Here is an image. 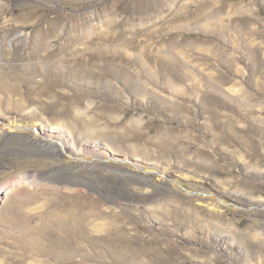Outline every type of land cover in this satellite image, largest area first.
Instances as JSON below:
<instances>
[{"label": "rangeland", "instance_id": "rangeland-1", "mask_svg": "<svg viewBox=\"0 0 264 264\" xmlns=\"http://www.w3.org/2000/svg\"><path fill=\"white\" fill-rule=\"evenodd\" d=\"M188 1L0 0L4 20L18 23V28L6 30L30 33L29 45L43 46L55 33H65L68 44L77 37L87 44L98 37L103 40L99 43L121 46L108 52L95 48L96 53L87 46L83 51L81 44L69 54L43 49L36 65L29 63L35 58L31 51L19 49L28 62L12 72L14 80L4 82L3 75L2 88L29 107L21 109L57 112L54 117L78 145L114 139L143 148L137 156L160 162L162 172H173L182 183V189L173 186L174 191L161 182L159 173L122 174L128 186L119 189L106 184H114L116 174L95 169L89 161H84L85 168L62 165L56 172L66 170L77 179L86 175L100 180L98 187L78 184L75 193L65 182L30 179L29 185L36 183L33 188L38 186L42 194L15 196L17 200L0 211V264H264V245L255 240L256 231L264 228L237 214L238 208L255 210L264 203V0ZM211 3L212 10H207ZM191 4L206 13L199 12L197 20L184 16ZM170 12L172 18L160 27ZM205 19L211 24L204 26ZM76 31L78 36L72 37ZM157 32L163 37L144 40ZM74 58L100 70L77 69ZM153 59L173 64L160 72L159 88L152 82L157 72L136 65ZM66 62L72 71L58 72ZM111 65L128 71L132 79L105 68ZM161 90L176 96L162 99ZM89 98L94 105L88 110L84 102ZM31 116L24 113L20 120L36 119ZM139 116L141 123H126ZM139 128L143 132L136 131ZM41 158L53 160L52 155ZM38 166L43 174L52 172ZM107 175L111 180L106 181ZM230 222L239 233L250 232H232ZM96 224L101 233L93 229Z\"/></svg>", "mask_w": 264, "mask_h": 264}, {"label": "bare ground", "instance_id": "bare-ground-1", "mask_svg": "<svg viewBox=\"0 0 264 264\" xmlns=\"http://www.w3.org/2000/svg\"><path fill=\"white\" fill-rule=\"evenodd\" d=\"M88 1V0H87ZM178 1V0H177ZM188 1V0H187ZM193 1V0H192ZM189 2V1H188ZM194 2V1H193ZM178 3V2H177ZM181 3H183L181 1ZM186 3V1H185ZM192 3V2H191ZM213 4L211 3L210 8H207V10H212ZM173 8V7H172ZM206 8V7H205ZM184 9V8H183ZM185 10V9H184ZM202 10V11H199ZM190 12V14H188ZM206 13V9L202 8V6L197 5V7L194 6V4H191V6L183 12L184 16H191L193 15V20H197L198 13ZM175 13V12H174ZM204 13V14H205ZM251 14V12H250ZM172 12L168 14L166 19L160 23V27L163 28L165 25L164 22L167 21V19L172 18ZM181 15V14H179ZM201 16V15H200ZM220 18V17H219ZM6 19V18H5ZM39 19V18H38ZM202 19V18H201ZM120 20V19H119ZM214 20V19H213ZM30 21V20H29ZM35 21V20H34ZM37 21V20H36ZM201 21V20H200ZM169 22V21H168ZM188 23V22H187ZM210 23L209 19H205L203 22L204 26L206 24ZM216 23V22H215ZM15 24V25H14ZM17 21H12L11 19H6L4 20V12L0 9V160L1 158L3 159L0 161V180L3 178H6L5 181H2L0 184V211L4 210L7 205L12 203L15 200V196H30V197H37V194L39 193L40 196V190L37 188H33L29 185L31 180L33 182L36 181H41V180H46L48 181H55V182H65L66 184H69V186H72L74 188H70L71 192L77 193L78 189L75 187L76 185L80 184L81 186L91 189V187L95 186H100L101 181H97V179H90L88 176L84 175L83 178L77 179L72 176H69L68 172L65 171H60V173L56 172L60 170V166L64 165L66 168H69L71 170L75 169H80L79 167H84L83 163L84 161H89L94 167L100 168L101 171L105 173H111L116 174L115 175V180L114 184L111 182H108L106 184H109L111 186H116L119 189H125L128 184L124 182L123 176L120 177L122 174H129V175H136L137 177H141V175L144 177L147 174H151L152 172L154 173H159V175H162L163 179L161 180L162 183L164 184H169L172 189L173 186H177L179 189H182V183L179 182V179H175L174 176L175 174L171 171L165 170L162 172L160 170V165L158 162H156L154 159L151 158H142L137 156L136 153H141V150L139 148L134 149V144L130 145L127 144L124 140L118 141L114 139H109L106 138L109 143H107L105 140H96V141H86V144L84 142H81V144L78 145L76 138L73 137V135L70 134V132L65 128V125L63 123H60L59 119H56L54 116L57 113H54L53 111L45 112L44 114H33L31 112L22 110L21 108H29L28 106H23V103L20 100H18L16 96H11L10 92L9 95L3 90L2 85H3V75L5 76V81H10L14 80L15 73L17 70L21 71V67L24 66L23 61L25 58H22L21 53L26 52V51H31L32 56L35 58L31 59L30 65H36L39 64L40 62L36 61V58H39L40 51L43 49H49L51 48L52 50H57L59 51L62 49V54H66L69 52L72 53V51L77 50L79 44L83 45L81 46L82 50L83 47L87 46V48L90 49L91 52H95V48L97 51L102 52L103 49L107 50L105 52H108L110 50H117L119 45L117 43H112L111 41H108L106 43H99L102 42L103 40L100 38H94L92 40H89V44L87 42H79V39L77 37V41H73L72 44H68V41L70 40V37H66L65 39V33L62 35L61 33H55V35L50 36V39L45 42L43 46L35 45V44H30V38L31 34L28 32H23L22 30L15 29L12 31V33H8L6 30L8 26L16 27L18 28ZM33 24V23H32ZM162 24H164L162 26ZM196 24V23H195ZM211 24V23H210ZM23 25V24H22ZM156 25V24H155ZM159 26V25H158ZM166 26V25H165ZM156 27V26H154ZM182 27V26H181ZM210 27V25H209ZM211 28V27H210ZM106 29V28H105ZM161 29V28H160ZM165 29V28H164ZM126 30V29H124ZM163 30V29H162ZM161 31V30H159ZM158 31V32H159ZM55 32V31H54ZM158 32L155 34V36H147L145 35L146 38H144L145 41H150L153 38H160L162 35L158 36ZM163 32V31H162ZM166 32V31H165ZM164 32V33H165ZM63 33V32H62ZM107 33V32H106ZM130 33V32H129ZM162 33V34H164ZM167 33V32H166ZM254 33V32H253ZM74 32V36H78ZM103 34V33H102ZM101 34V35H102ZM150 34V33H149ZM69 35V34H68ZM124 35V34H123ZM96 36V35H95ZM106 36V35H104ZM103 36V37H104ZM111 36V35H110ZM115 36V35H113ZM127 36V35H126ZM90 37V36H89ZM107 37V36H106ZM105 37V38H106ZM123 37V36H122ZM163 37V36H162ZM91 38V37H90ZM113 38V37H112ZM120 38V37H119ZM124 38V37H123ZM126 38V37H125ZM33 39V38H32ZM105 40V39H104ZM33 41V40H32ZM35 41V40H34ZM41 42V40H38ZM93 42V46H90V43ZM38 43V42H37ZM41 44V43H40ZM119 44V43H118ZM125 44V43H124ZM262 44V43H261ZM254 45V44H253ZM90 46V47H88ZM126 46V45H125ZM123 45V47L125 48ZM27 47V48H26ZM118 47V48H117ZM150 47V46H149ZM148 47V48H149ZM263 47V46H261ZM123 48V50H124ZM19 49H23L21 53L18 54ZM33 49V50H32ZM126 50V49H125ZM124 50V51H125ZM129 50V49H128ZM46 51V50H45ZM48 51V50H47ZM58 51V52H59ZM29 52V53H31ZM77 52V51H76ZM79 52V51H78ZM133 52V51H132ZM121 53V52H120ZM149 53V52H148ZM83 54V53H81ZM104 54V53H103ZM108 54V53H107ZM126 54H128V51H126ZM57 55V54H56ZM118 55V54H117ZM26 56V55H25ZM65 56V55H64ZM82 57V56H81ZM153 58V57H152ZM157 58V56H156ZM81 59V58H79ZM150 59V58H149ZM42 60V59H41ZM64 60V59H63ZM27 61V60H25ZM30 61V60H29ZM74 61L76 63L77 60ZM82 61V60H81ZM81 61L77 62L76 68L83 71V68H88L92 70V68L96 71H99L100 69H95V67L92 66H85ZM28 62V61H27ZM116 62V61H115ZM120 62V61H119ZM168 62V61H167ZM45 63V62H44ZM43 63V64H44ZM56 63V61H55ZM64 63V62H63ZM67 63V62H66ZM101 63V61L99 62ZM111 63V62H110ZM123 63V62H122ZM42 64V65H43ZM87 64V63H86ZM104 64V63H103ZM124 64V63H123ZM134 64V63H133ZM168 64L173 65L168 62ZM168 64L163 62V61H154L153 60H144L142 63H137L136 65L139 66V69L146 68L150 70L152 73H156V77L154 76L152 78L153 86L156 88H159L161 82L160 81V72L162 69L168 68ZM28 65V64H26ZM25 65V66H26ZM50 65V64H49ZM74 65V64H73ZM97 65V64H96ZM101 65V64H99ZM114 65V64H113ZM41 66V65H40ZM115 66V65H114ZM111 65V67H105L110 69L111 71L118 70V72L123 73L128 81H130L132 78L127 74L126 71H122L117 67H114ZM28 68H31V66H27ZM26 67V68H27ZM75 67V66H74ZM73 67V68H74ZM92 67V68H91ZM101 67V66H100ZM103 67V66H102ZM101 67V68H102ZM119 67V66H118ZM34 68V67H33ZM72 68L71 62L67 64H63L59 69V71H65V72H70ZM132 68H135V65L132 66ZM131 68V69H132ZM49 69V68H48ZM54 69V67H53ZM57 69V68H56ZM116 69V70H115ZM138 69V67H137ZM30 70V69H29ZM104 70V69H103ZM102 70V71H103ZM130 70V69H129ZM33 71V70H32ZM47 71V70H46ZM72 71V70H71ZM81 71V72H82ZM108 71V70H105ZM104 71V72H105ZM110 71V72H111ZM146 71V70H145ZM13 72V73H12ZM27 72V71H25ZM85 72V70H84ZM87 72V71H86ZM90 72V71H89ZM93 72V71H92ZM132 72V71H131ZM136 72V71H135ZM134 72V73H135ZM164 72V70H163ZM166 72V71H165ZM24 73V72H22ZM49 73V71H48ZM47 73V74H48ZM101 73V72H100ZM109 73V72H108ZM117 73V72H116ZM130 73V71H129ZM149 73V72H148ZM19 74V73H18ZM17 74V75H18ZM83 74V73H82ZM153 74V75H154ZM23 75V74H22ZM26 75V74H25ZM96 75V74H95ZM103 75V74H102ZM163 75V74H161ZM19 76V75H18ZM21 76V75H20ZM30 76V75H29ZM27 76V77H29ZM86 76V75H85ZM84 76V77H85ZM113 76V74H112ZM120 76V74H119ZM88 77V76H87ZM100 77V76H99ZM136 77V76H135ZM18 78V77H17ZM23 78V77H22ZM80 78V77H76ZM120 78V77H119ZM117 79V78H116ZM27 81V80H26ZM75 81V80H74ZM123 81V80H122ZM30 82V81H28ZM165 82V81H164ZM7 83V82H6ZM32 83V82H31ZM10 84V82H9ZM125 84V83H124ZM6 85V84H5ZM14 85L11 83V86ZM20 85V84H19ZM150 85V84H149ZM16 86V85H15ZM21 86V85H20ZM5 87V86H4ZM19 87V86H18ZM25 87V86H24ZM9 88V87H7ZM5 89V88H4ZM15 89V88H14ZM26 89V88H25ZM162 89V88H161ZM16 90H18L16 88ZM11 91V90H10ZM13 91V90H12ZM27 91V90H26ZM29 91V90H28ZM171 91V90H170ZM25 92V91H24ZM30 92V91H29ZM178 92V91H177ZM20 94V93H19ZM23 94V93H22ZM33 95V94H32ZM36 96V95H35ZM159 96L162 99L169 98V100L173 97L176 96L174 92H170V94H164V91L161 90L159 92ZM166 96V97H165ZM32 97V96H31ZM44 97V96H43ZM26 98V97H25ZM30 98V97H29ZM37 98V97H36ZM39 98V97H38ZM37 98V100H38ZM41 98V97H40ZM39 98V99H40ZM31 99V98H30ZM33 99V98H32ZM174 99V98H172ZM25 100V99H23ZM35 100V99H34ZM36 100V101H37ZM166 100V99H165ZM39 101V100H38ZM51 102V101H50ZM25 103V101H24ZM33 104L34 101H31ZM85 105L86 109H90L91 105H94V101H92L90 98L85 99ZM28 104V103H27ZM25 105V104H24ZM31 106V105H30ZM35 106V105H34ZM42 106V105H41ZM50 108V107H49ZM55 108V105H54ZM61 108V107H60ZM73 108V107H71ZM46 109V107H45ZM59 109V108H58ZM38 110V109H37ZM60 110V109H59ZM77 110V109H73ZM92 110V109H91ZM57 111V110H55ZM64 111V109H63ZM44 112V111H43ZM62 112V111H61ZM24 113H28L32 115L31 117H36V119L25 122L21 121L20 117L21 115L24 116ZM77 113V111H76ZM61 114V113H60ZM59 114V116H60ZM74 114V113H73ZM120 114V113H119ZM34 115V116H33ZM112 115V114H111ZM77 117L76 115H74ZM34 117V118H35ZM66 117V115H65ZM82 117V116H81ZM110 117V116H109ZM121 117V116H120ZM141 116L137 117H131L126 123H141L142 120L140 118ZM61 118V117H60ZM79 118V117H78ZM115 118V117H114ZM119 118V117H118ZM68 119V118H67ZM70 119V118H69ZM72 119V118H71ZM59 120V121H58ZM95 120V119H94ZM116 120V119H115ZM221 120V119H220ZM77 121V120H76ZM62 122V121H61ZM67 122V121H65ZM70 122V121H69ZM68 124V123H67ZM90 124V123H89ZM69 125V124H68ZM91 125V124H90ZM89 125V126H90ZM140 125V124H139ZM138 125V126H139ZM92 126V125H91ZM128 126V125H127ZM130 126V125H129ZM141 126V125H140ZM139 126V127H140ZM104 127V126H103ZM106 127V126H105ZM109 127V126H108ZM106 127L108 130H113ZM135 127V126H133ZM71 128V127H70ZM132 128V127H130ZM117 129V127H116ZM135 129V128H134ZM73 131V130H72ZM120 131V130H119ZM136 131H141L143 132V128H139V130ZM79 132V131H78ZM91 132V131H90ZM121 132V131H120ZM128 132V131H127ZM139 132V133H141ZM107 133V131H106ZM97 134V133H96ZM95 134V135H96ZM99 134V133H98ZM107 137L110 135V133H107ZM129 135V134H128ZM75 136V135H74ZM103 137V136H102ZM101 137V138H102ZM111 138V137H110ZM125 139V138H124ZM153 139V138H152ZM17 141L19 142V146H17ZM124 141V142H123ZM150 142V141H149ZM16 143V145H15ZM133 146V147H131ZM137 147V145H136ZM140 147V146H139ZM142 147V146H141ZM163 147V146H162ZM223 147V146H222ZM145 151V150H144ZM184 151V150H183ZM6 152V153H5ZM146 152V151H145ZM144 152V153H145ZM157 153V152H156ZM147 154V153H146ZM4 155V156H2ZM7 155V156H5ZM44 155H52L53 160L49 161H42ZM160 155V154H159ZM157 155V156H159ZM16 156V157H13ZM154 156V155H153ZM46 158V157H45ZM50 158V157H49ZM184 159V158H183ZM46 160V159H45ZM48 160V159H47ZM193 160V159H191ZM42 161V163H40ZM86 164V163H85ZM90 164V167H91ZM170 164V163H169ZM173 164V163H172ZM42 165L45 166V169L48 168V170H52L51 173H41L40 169ZM89 167V166H88ZM85 168V167H84ZM172 168V167H171ZM63 169V168H62ZM87 169V168H86ZM90 169V168H89ZM43 170V169H42ZM84 170V169H83ZM82 170V172H83ZM260 170V169H259ZM100 171V172H101ZM173 171V170H172ZM46 172V171H45ZM86 172V171H85ZM67 175L66 176L63 175ZM89 174V173H88ZM96 174V173H94ZM14 175H16L14 177ZM140 175V176H139ZM90 177H95L93 174L89 175ZM149 176V175H148ZM106 181L109 179L108 175L105 176ZM66 178V179H65ZM151 178V177H150ZM31 179V180H30ZM30 180V181H29ZM111 180V178L109 179ZM156 180V179H155ZM45 181V182H46ZM160 182V181H158ZM187 184H190L189 182H186ZM57 184V183H56ZM168 185V186H169ZM36 187V186H34ZM56 188V187H55ZM188 188V187H187ZM43 189V188H41ZM48 189V188H47ZM93 189V188H92ZM100 189V188H99ZM178 190V189H177ZM184 190V188H183ZM57 191V190H55ZM114 192V189L112 190ZM128 191V190H127ZM175 191V189H174ZM182 191V190H181ZM185 191V190H184ZM188 192V189L186 190ZM101 192V189L99 190ZM112 192V193H113ZM116 192V191H115ZM54 193V192H53ZM80 193V192H79ZM186 193V192H185ZM190 193V192H189ZM42 194V193H41ZM46 194V193H45ZM111 194V193H110ZM196 194V193H195ZM56 195V194H55ZM187 195V193H186ZM189 195V194H188ZM42 196V195H41ZM57 196V195H56ZM94 196V195H93ZM197 196V195H196ZM27 197V196H26ZM45 197V196H44ZM54 197V196H53ZM191 197V196H190ZM114 198V197H113ZM184 198V197H183ZM41 199V198H40ZM187 199V198H186ZM260 199V198H258ZM263 199V198H262ZM17 200V199H16ZM15 200V201H16ZM34 200V199H33ZM124 200V199H123ZM126 200V199H125ZM47 201V200H46ZM151 201V200H150ZM260 201V200H259ZM264 201V200H263ZM31 202V200H30ZM44 202V201H43ZM27 203V202H26ZM39 203V202H38ZM135 203V202H134ZM21 204V203H20ZM259 204V203H258ZM14 205V204H13ZM41 205V204H40ZM259 208L255 210H251L249 208H238L239 210L236 212L239 217L247 216L250 217L252 220V224H258L262 228H264V203L259 204ZM35 206V205H34ZM31 207V206H30ZM43 207V206H42ZM55 207V206H54ZM29 208V207H28ZM32 208V207H31ZM31 208L29 210H31ZM77 208V207H76ZM44 209V208H42ZM55 209V208H54ZM61 209V208H60ZM78 209V208H77ZM24 210V209H23ZM52 210V209H51ZM63 210V209H62ZM68 210V209H67ZM179 210V209H178ZM38 211V210H37ZM42 211V210H40ZM59 211V210H58ZM181 211V210H180ZM16 212V211H15ZM35 212V211H34ZM51 212V211H50ZM69 212V211H68ZM31 213V212H30ZM61 213V212H60ZM87 213V212H86ZM5 214V213H4ZM32 214V213H31ZM28 215V214H27ZM35 216V215H34ZM41 216V215H40ZM63 216V215H62ZM75 216V215H74ZM33 217V216H32ZM238 217V218H239ZM35 218V217H34ZM53 218V217H52ZM70 218V217H69ZM73 218V217H72ZM18 219V218H17ZM55 219V218H54ZM47 221V220H46ZM68 221V220H67ZM71 221V220H70ZM77 221V220H76ZM85 221V220H84ZM95 221V220H94ZM92 221V222H94ZM101 221V220H100ZM3 223V222H2ZM99 224V223H98ZM96 224L93 226V229H98V233H101L100 226ZM18 225V224H17ZM9 226V225H8ZM230 229L232 232L238 233V234H246L248 231H243L242 233H239L240 229L230 222ZM31 227V226H30ZM87 227V226H85ZM105 228V227H104ZM247 229V228H246ZM105 230V229H104ZM36 231V230H35ZM76 231V230H75ZM108 232V230H107ZM257 232V233H256ZM256 238L258 244L264 245V231H256ZM254 233V234H255ZM3 234V233H2ZM9 234V233H8ZM29 234V233H28ZM38 234V233H37ZM103 234V233H102ZM105 234V233H104ZM98 235V234H97ZM239 235V236H240ZM41 236V234H40ZM84 236V235H83ZM49 237V236H48ZM41 238V237H40ZM91 238V237H90ZM245 238V237H243ZM30 240V239H29ZM97 240V239H96ZM11 241V240H10ZM47 241V240H46ZM95 241V240H92ZM256 242V243H257ZM44 247V246H43ZM2 251V250H0ZM10 251V250H9ZM42 251V250H41ZM35 255V254H34ZM26 257V256H25ZM261 261V260H260ZM5 263V262H4Z\"/></svg>", "mask_w": 264, "mask_h": 264}]
</instances>
